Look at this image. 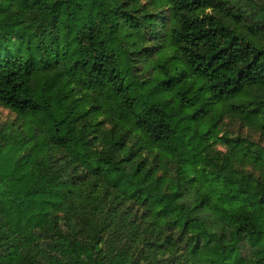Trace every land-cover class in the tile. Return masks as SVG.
Wrapping results in <instances>:
<instances>
[{"label":"trees","instance_id":"trees-1","mask_svg":"<svg viewBox=\"0 0 264 264\" xmlns=\"http://www.w3.org/2000/svg\"><path fill=\"white\" fill-rule=\"evenodd\" d=\"M0 103V264H264V5L0 0Z\"/></svg>","mask_w":264,"mask_h":264},{"label":"rangeland","instance_id":"rangeland-1","mask_svg":"<svg viewBox=\"0 0 264 264\" xmlns=\"http://www.w3.org/2000/svg\"><path fill=\"white\" fill-rule=\"evenodd\" d=\"M239 3L241 5L248 3H259L261 5H264V0H239ZM151 10H153V8ZM151 45H153V43H151ZM15 119L16 114L0 103V127L12 123L13 121H15ZM219 123V127L217 130L219 136H223L226 133L230 134V136L249 135L251 138H254V140L264 143V137L260 136L259 133H257V131L255 130H251L248 127L245 128L237 119H234L232 117H224ZM106 125L108 126L109 124ZM214 148L224 152L226 151V147L220 144L215 145Z\"/></svg>","mask_w":264,"mask_h":264}]
</instances>
